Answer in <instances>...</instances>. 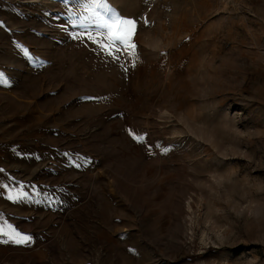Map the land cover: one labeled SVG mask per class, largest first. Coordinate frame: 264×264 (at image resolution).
<instances>
[{
    "label": "rangeland",
    "instance_id": "1",
    "mask_svg": "<svg viewBox=\"0 0 264 264\" xmlns=\"http://www.w3.org/2000/svg\"><path fill=\"white\" fill-rule=\"evenodd\" d=\"M106 2L0 0V264H264V0Z\"/></svg>",
    "mask_w": 264,
    "mask_h": 264
},
{
    "label": "snow or ice",
    "instance_id": "2",
    "mask_svg": "<svg viewBox=\"0 0 264 264\" xmlns=\"http://www.w3.org/2000/svg\"><path fill=\"white\" fill-rule=\"evenodd\" d=\"M92 6L93 8H103L109 14L108 19L99 21V27L105 30L103 33L97 34L100 37L98 42L99 47L109 56L113 54V51L118 52L121 49L126 50L129 54H133L136 49V44L134 42L137 29L136 21L122 18L107 4L106 0H92ZM88 39L97 42L91 34L88 35ZM0 82H6L3 81L2 74H0ZM19 195L26 196L27 193L21 192ZM9 198L11 199L12 197ZM0 235L7 237L8 241L17 245H24L31 242V236L22 234L14 229L5 231L3 228H0Z\"/></svg>",
    "mask_w": 264,
    "mask_h": 264
}]
</instances>
